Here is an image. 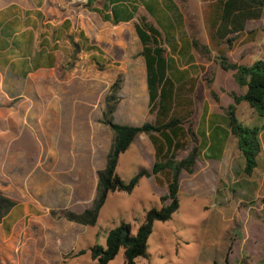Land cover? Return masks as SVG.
<instances>
[{
  "label": "crops",
  "instance_id": "0c3cea01",
  "mask_svg": "<svg viewBox=\"0 0 264 264\" xmlns=\"http://www.w3.org/2000/svg\"><path fill=\"white\" fill-rule=\"evenodd\" d=\"M46 1L48 0H0V195L18 202L3 220L0 219V264L8 260L10 252L7 249L11 245L16 247L17 222L25 220L35 208L33 194L50 192L51 187L55 188L56 192L65 191V186L51 184L49 173L43 171L49 169L51 160L73 162L75 188L81 186L83 164L86 165L88 167L86 171L90 176L87 190L97 191L98 171L106 167L107 156L114 139L113 130L101 122V119L106 108V96L119 76L125 77L118 93L114 112L115 122L142 125L145 122L141 121L147 118V115L151 122L154 119L149 111L145 60L141 58L135 60L128 55L124 56L123 53L120 58L112 59L110 52H108L110 57L105 60L91 61V58L78 57V53L84 48L89 49L90 55H93L91 50L96 49L90 48L87 44L83 48L81 38L92 37L94 24L99 28H120L124 24L131 22L134 24L135 7H132L130 2L136 0H66L71 2L74 9L76 2H84L85 11L92 13L94 21L83 20L81 13L76 14L75 10L72 14L71 12L66 14V10L58 6V3L64 0H54L58 2L56 4L58 7L52 11L46 9ZM89 1L92 2L93 8L97 6L99 11L88 7ZM99 1H103L104 4L98 5ZM152 1L153 6L151 4L149 6L153 8L154 13L151 15L157 21L156 26L164 38L168 35L170 40L168 76L176 87L185 89L194 84L197 96L200 89L199 79L196 78L210 70L211 61L201 57L193 48L191 33L194 31L206 33V38L202 42L210 45V25L206 16L209 15L210 5L214 0H197L203 19L199 28H195L187 20L192 13L188 3L182 5L180 0ZM143 6L147 8L145 4ZM113 10L118 12L117 19ZM85 15L89 17L88 14ZM102 16H106L107 19H103ZM263 19L264 13L260 19H251L247 22L243 35L237 38L233 48L227 52L232 61L249 65L257 60L254 54L257 47L255 44L257 27H254L253 23ZM253 31L255 33L251 34ZM134 61L139 65L129 70L128 65ZM103 64L105 66H102ZM214 71L217 82L221 67L215 64ZM224 75L230 81H235L232 71H224ZM207 91L210 89H205L206 95ZM244 92L241 90L239 93ZM145 96L148 97L146 100ZM40 99L41 109L33 112L32 104L36 105ZM216 113L211 104L206 106L197 104L194 108L193 123L201 146L200 152H204L205 145L207 148L215 145L218 152L208 153L207 162L199 155L195 171L193 173L184 171L181 174V187L184 175L192 177L191 181H194L201 168L205 171L203 174L214 168L211 160L219 161L223 157L224 153L221 151H225L229 139L233 136L224 109L220 114ZM39 122L47 132V149L40 148L42 172L32 179V175L23 176L13 167L16 161L13 146L19 130L21 133L29 124L38 130L34 123ZM86 123H90V136H85L83 132L86 131ZM187 126L186 124L185 128ZM68 128L73 135L72 142L64 141L62 138ZM37 134L39 135V132ZM32 150L33 148L26 147L22 153L29 158ZM122 155H128L129 164L145 160L148 164L146 168L150 169L156 159V150L150 136L140 133ZM152 177L154 176L149 178ZM63 179H66V176H63ZM75 188L74 190H77ZM29 238L30 233L27 232V239ZM61 241L65 244L64 238H61ZM35 242L38 253L44 256L46 244L39 239ZM59 244L57 242V245Z\"/></svg>",
  "mask_w": 264,
  "mask_h": 264
},
{
  "label": "rangeland",
  "instance_id": "374dc122",
  "mask_svg": "<svg viewBox=\"0 0 264 264\" xmlns=\"http://www.w3.org/2000/svg\"><path fill=\"white\" fill-rule=\"evenodd\" d=\"M57 3L54 0L46 1V9L52 11L55 8L57 10L56 7L59 6L63 8L62 10H66V14L70 12L72 14L75 10L76 14L81 13L83 20H93L92 13L85 11L84 2H76L75 9L72 8L71 2L66 0L59 2L58 6H56ZM180 3L189 4L192 13L187 20L189 24L199 28L203 22L199 2L180 0ZM144 4L153 6V1L130 2V5L135 7V21L140 15L145 14L149 21L156 25V19L149 14L147 8H144ZM253 26L257 27L255 40L257 47L254 54L257 59H264V19L254 22ZM94 27L92 37H81L83 48L86 44L89 47L95 46L96 49L91 50L93 55H90L89 49L84 48L78 53V57L91 58V61L105 60L110 57L108 54L110 52L112 59L120 58L123 53L124 56L128 55L132 59L144 60L140 55L142 46L132 22L120 28H99L95 24ZM194 34L201 42L206 38V33H201V31H194L191 36ZM165 36L166 56L169 58L170 40L168 35ZM223 49H226L225 45ZM138 65V62L134 61L128 65V68L131 70V68H137ZM214 65L215 63L211 60L210 70L202 76L199 74V78H196V80L199 79L198 97L195 94L194 84H189L192 87L185 89L178 87L180 105L177 110L180 115L188 113L197 104L198 106L211 104L215 112L220 114L225 106L234 102L230 95L231 92L245 91L244 88L240 89L236 81L225 78L224 70L221 68L218 72V81H214L212 85L220 101H216L210 91H207L206 95L207 79L215 74ZM124 77L123 75V81ZM147 98L145 96V100ZM41 100H38L36 105L32 104L33 112L41 109ZM139 102H142L141 97ZM152 115L155 121L156 113ZM237 117L244 125L250 128L257 127L260 132L262 151L258 157V166L254 174L248 176L244 172L245 159L237 148L236 138L232 136L225 151H221L224 153L223 157L219 161L211 160L214 168L209 169L207 174H203L205 171L201 168L194 181H191L192 177L184 175L179 194V209L170 220L155 222L153 233L148 240L149 255L146 258H137V264H264V117L260 116L247 102L237 106ZM145 118L141 122H151L148 115L146 120ZM34 124L38 130H35L32 124L27 125L21 133L19 130L17 141L13 146V153L16 155L13 167L23 176L32 175V179L42 172L39 160L40 148L47 149V132L40 122ZM85 125L86 131L83 130V132L85 136H90V123ZM66 132L67 135L62 137L63 140L72 142L71 130L68 128ZM183 138V136L180 137L182 141ZM185 141L189 142L188 147L178 151V159L186 156L193 145L190 138ZM26 147L33 148L29 153V158L22 153ZM203 148L204 152H200V156L205 162L209 158L208 153L218 152L215 145L210 148L205 145ZM127 156L122 155L117 165V173L124 181L131 180L141 168L148 166L145 160L129 164ZM72 164L73 162L51 160L49 169L43 170L44 173H49L51 184L65 186V191L56 192L55 188L51 187L50 192L33 194L35 208L25 220L17 222L16 247L11 245L7 249L10 255L4 264H95L91 248L96 244L105 246L107 234L111 229L122 223H129L133 233H136L144 222L147 212L153 208L160 209L163 205L161 196L167 192V172L157 176L153 175L152 178L140 177L132 191L111 192L99 212L96 225L87 226L69 221L64 217L65 210L81 212L87 207H92L96 195V190L93 192L87 190L90 176L86 171L88 167L84 164L81 186L74 187ZM63 176H66V179H63ZM52 209L58 210L61 216L54 217L51 214ZM27 232L30 233L29 239H27ZM61 238H64L65 244ZM38 239L46 244L44 256L38 253L35 242ZM81 250L86 252L77 255ZM124 253V248H121L109 264H123Z\"/></svg>",
  "mask_w": 264,
  "mask_h": 264
},
{
  "label": "trees",
  "instance_id": "16d2710c",
  "mask_svg": "<svg viewBox=\"0 0 264 264\" xmlns=\"http://www.w3.org/2000/svg\"><path fill=\"white\" fill-rule=\"evenodd\" d=\"M98 5L104 4L99 1ZM93 10L92 2L87 4ZM150 14L153 8L146 6ZM115 18L118 12L113 10ZM264 13V0H214L210 5L206 19L210 25V45L201 42L196 35H192L193 48L198 54L213 63L218 64L224 71H232L234 80L245 89L244 93L231 92L233 103L224 108L228 117L232 135L236 138L239 152L245 159L244 172L251 176L258 166V157L262 151L260 132L257 127L250 128L237 117V106L243 102L249 105L264 117V59H257L246 65L232 61L227 52L234 46L237 38H241L251 19H260ZM107 19L106 16H102ZM133 15L130 17L132 18ZM118 21V20H116ZM134 29L141 43L140 55L144 58L147 70V86L149 94V111L156 113L153 122L142 125L119 124L114 120L117 107L118 93L123 80L119 76L113 83L106 96V108L101 122L108 125L114 132L113 144L107 156L106 167L98 171V186L92 207L81 212L65 210L64 217L79 224L94 226L98 221L99 212L104 206L109 194L115 191H132L140 177L157 176L167 172V192L161 196L163 203L160 209L153 208L146 214L144 222L133 233L129 223H122L111 229L106 237V245L96 244L91 248V255L95 264H109L121 248H124L125 261L123 264H137L139 257H148V240L153 233L156 221H168L179 209L181 190V174L185 171L193 173L197 158L200 155L199 138L194 128L191 108L188 113L180 115L177 107L180 105L178 87L169 78V61L166 56L164 36L160 29L149 21L146 15H140L134 22ZM255 32H251L254 34ZM223 45L226 49H223ZM91 45L90 48H94ZM79 50V47H76ZM218 51V52H216ZM213 55V53H215ZM215 74L207 79V86L212 97L220 101L219 96L212 88ZM188 125L185 128V125ZM140 133L150 136L156 150V159L151 167L141 168L135 176L124 181L117 173L118 160ZM183 136V141L180 137ZM188 138L193 142L188 154L178 159L180 149L188 147ZM17 201L0 195V219L3 220L9 211L17 205ZM54 217H60L58 210L52 209ZM86 251L81 250L82 255Z\"/></svg>",
  "mask_w": 264,
  "mask_h": 264
}]
</instances>
